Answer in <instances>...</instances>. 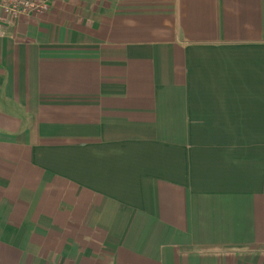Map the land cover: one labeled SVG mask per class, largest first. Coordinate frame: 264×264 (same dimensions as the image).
Returning <instances> with one entry per match:
<instances>
[{
	"label": "crops",
	"instance_id": "0c3cea01",
	"mask_svg": "<svg viewBox=\"0 0 264 264\" xmlns=\"http://www.w3.org/2000/svg\"><path fill=\"white\" fill-rule=\"evenodd\" d=\"M1 29L0 264H264V0Z\"/></svg>",
	"mask_w": 264,
	"mask_h": 264
},
{
	"label": "built area",
	"instance_id": "2783aa9c",
	"mask_svg": "<svg viewBox=\"0 0 264 264\" xmlns=\"http://www.w3.org/2000/svg\"><path fill=\"white\" fill-rule=\"evenodd\" d=\"M52 0H0V34L2 22L20 15L41 14L50 10Z\"/></svg>",
	"mask_w": 264,
	"mask_h": 264
}]
</instances>
